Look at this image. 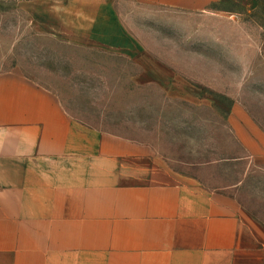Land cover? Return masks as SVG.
I'll return each mask as SVG.
<instances>
[{"label": "crops", "instance_id": "crops-1", "mask_svg": "<svg viewBox=\"0 0 264 264\" xmlns=\"http://www.w3.org/2000/svg\"><path fill=\"white\" fill-rule=\"evenodd\" d=\"M0 1L50 6L68 41L153 53L115 0ZM132 1L209 14L221 0ZM227 122L264 160V130L240 101ZM232 190L175 173L148 143L79 127L53 91L0 71V264H264V224Z\"/></svg>", "mask_w": 264, "mask_h": 264}, {"label": "rangeland", "instance_id": "rangeland-1", "mask_svg": "<svg viewBox=\"0 0 264 264\" xmlns=\"http://www.w3.org/2000/svg\"><path fill=\"white\" fill-rule=\"evenodd\" d=\"M115 2L153 53L68 41L50 6L0 1V71L53 91L79 127L148 143L175 173L233 186L264 224V160L249 156L227 122L238 100L264 130V0H221L209 14ZM162 64L187 91L168 95Z\"/></svg>", "mask_w": 264, "mask_h": 264}]
</instances>
